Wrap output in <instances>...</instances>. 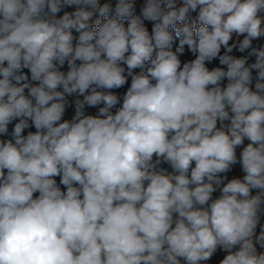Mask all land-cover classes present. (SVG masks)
<instances>
[{
    "label": "clouds",
    "instance_id": "obj_1",
    "mask_svg": "<svg viewBox=\"0 0 264 264\" xmlns=\"http://www.w3.org/2000/svg\"><path fill=\"white\" fill-rule=\"evenodd\" d=\"M137 2L0 0V264H264V0Z\"/></svg>",
    "mask_w": 264,
    "mask_h": 264
},
{
    "label": "trees",
    "instance_id": "obj_2",
    "mask_svg": "<svg viewBox=\"0 0 264 264\" xmlns=\"http://www.w3.org/2000/svg\"><path fill=\"white\" fill-rule=\"evenodd\" d=\"M103 2H106V0H101V3H103ZM110 2L113 4V9H114L116 0H110ZM142 3H143V0H138V2H137V8H136V13L137 14H139L140 6L142 5ZM66 10L72 11V10H74V8L73 9H66ZM112 15L114 16V11H113ZM195 16H196V13H190V23L195 19ZM97 19H99L98 13L93 18V23L94 24H95V21ZM146 24H148V22H146ZM149 25L150 24H148V27H149ZM173 34H174V32H173ZM177 45H178V39H176L175 38V35H174L173 50H175V47ZM253 46L254 47L264 46V38H261L258 41H254L253 42ZM234 55H236L237 57L246 56L247 55V52H245V53L234 52ZM184 59L191 60V59H194V57H192L191 54L190 53H187V51H186L185 56L182 57V60H184ZM254 61H255V57L254 56L253 57H249V61H248L249 63H253ZM208 66H209V68L214 67V66H218V61H214L212 65H208ZM62 70L66 71L67 70V66H65V68L62 69ZM136 71H138V70H136ZM253 76L254 77L256 76V71L255 70H253ZM130 83H131V81L129 79L128 84H126L123 88L113 90V91L116 92V94H118L121 97V103H122V96L126 92L127 87L130 86ZM224 83L226 84L227 81H225ZM254 83H255V80L253 81V88H254ZM68 99H69L70 102H73L74 101L73 100V97H69ZM100 106H102V105H100ZM119 106L120 105H117V107H119ZM91 110L93 111L94 114H96L97 111H98V108H91ZM73 111H74V103L72 104L71 107H69L66 110V114H65L64 119L71 120L74 117V115H72V112ZM112 111L115 112V108ZM10 128H11V126H10ZM28 131H35V129H34V127L33 128H30V129H26L24 134L26 135ZM162 167L165 168V169H167V171H169V172L172 171V169L170 168V166L167 165V164H163ZM242 176H243V174L238 170V168H237L236 165H234L233 168H232V170L227 173L228 179H231L233 177H240V178H242ZM56 179H57V183L59 184V177H56ZM61 188L63 190V186L62 185H61ZM253 194H255V190L253 191ZM219 195H220V192H219V190H217L215 193H213V199L218 198ZM261 224H264V216L261 217ZM257 231L259 232V225L257 227ZM258 251H260V250H258ZM223 255H225V253L218 251V253L213 256L212 260L209 261V264H217V262L223 257Z\"/></svg>",
    "mask_w": 264,
    "mask_h": 264
},
{
    "label": "water",
    "instance_id": "obj_3",
    "mask_svg": "<svg viewBox=\"0 0 264 264\" xmlns=\"http://www.w3.org/2000/svg\"><path fill=\"white\" fill-rule=\"evenodd\" d=\"M151 28V25H149V29ZM77 97H75V96H73V100H75ZM80 99H82V97H79ZM85 114L86 115H88V114H91V115H95L94 113H93V111L91 110V108L90 107H85ZM72 115H75V108H74V111L72 112Z\"/></svg>",
    "mask_w": 264,
    "mask_h": 264
},
{
    "label": "crops",
    "instance_id": "obj_4",
    "mask_svg": "<svg viewBox=\"0 0 264 264\" xmlns=\"http://www.w3.org/2000/svg\"><path fill=\"white\" fill-rule=\"evenodd\" d=\"M247 143H248V141H245V146H246ZM241 150H242V148H238V149H237V156H238V158H239V154H240V151H241ZM162 165H163V164H162ZM162 165H161L160 167H162ZM236 166H237L238 170L243 174V172L241 171V167H240V165L237 164ZM257 233H259V232L257 231ZM258 250H260V251H264V250H261V249H259V248H258ZM208 264H209V262H208Z\"/></svg>",
    "mask_w": 264,
    "mask_h": 264
}]
</instances>
